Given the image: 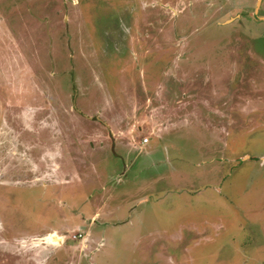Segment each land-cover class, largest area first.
<instances>
[{"label":"rangeland","instance_id":"obj_1","mask_svg":"<svg viewBox=\"0 0 264 264\" xmlns=\"http://www.w3.org/2000/svg\"><path fill=\"white\" fill-rule=\"evenodd\" d=\"M258 1L0 0V264H264Z\"/></svg>","mask_w":264,"mask_h":264},{"label":"bare ground","instance_id":"obj_2","mask_svg":"<svg viewBox=\"0 0 264 264\" xmlns=\"http://www.w3.org/2000/svg\"><path fill=\"white\" fill-rule=\"evenodd\" d=\"M45 241L56 246H59L62 243L61 238L58 237L55 233H50L48 237H46Z\"/></svg>","mask_w":264,"mask_h":264},{"label":"flooded vegetation","instance_id":"obj_3","mask_svg":"<svg viewBox=\"0 0 264 264\" xmlns=\"http://www.w3.org/2000/svg\"><path fill=\"white\" fill-rule=\"evenodd\" d=\"M59 108H60V106H59ZM45 118H46V116H45ZM39 120H40V119H39ZM41 120H42V119H41ZM41 120L38 121V123H41V122H42ZM247 159H248V158H247ZM42 179H43L42 177L36 178V180H38V181H39V180L41 181ZM57 217H59V216H57ZM252 222H253V221H252ZM44 228H45V227H44Z\"/></svg>","mask_w":264,"mask_h":264},{"label":"built area","instance_id":"obj_4","mask_svg":"<svg viewBox=\"0 0 264 264\" xmlns=\"http://www.w3.org/2000/svg\"><path fill=\"white\" fill-rule=\"evenodd\" d=\"M147 141H148V139H143L141 143H142V144H145V143H147ZM75 238H76V237L73 236L72 240H74Z\"/></svg>","mask_w":264,"mask_h":264},{"label":"crops","instance_id":"obj_5","mask_svg":"<svg viewBox=\"0 0 264 264\" xmlns=\"http://www.w3.org/2000/svg\"><path fill=\"white\" fill-rule=\"evenodd\" d=\"M71 197H73V196H71ZM72 200H74V199H72ZM54 231H56V230H54ZM57 232V231H56ZM58 233V232H57ZM64 242V241H63ZM63 242L61 243V244H63Z\"/></svg>","mask_w":264,"mask_h":264},{"label":"water","instance_id":"obj_6","mask_svg":"<svg viewBox=\"0 0 264 264\" xmlns=\"http://www.w3.org/2000/svg\"><path fill=\"white\" fill-rule=\"evenodd\" d=\"M258 2H260V0Z\"/></svg>","mask_w":264,"mask_h":264}]
</instances>
